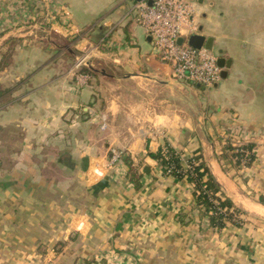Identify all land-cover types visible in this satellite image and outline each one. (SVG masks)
I'll list each match as a JSON object with an SVG mask.
<instances>
[{"label": "crops", "instance_id": "obj_1", "mask_svg": "<svg viewBox=\"0 0 264 264\" xmlns=\"http://www.w3.org/2000/svg\"><path fill=\"white\" fill-rule=\"evenodd\" d=\"M138 1L0 0V264H264V0H187L183 39L230 62L210 87L173 76ZM225 141L253 144L244 176ZM166 147L202 156L241 226L194 216L192 182L150 156Z\"/></svg>", "mask_w": 264, "mask_h": 264}, {"label": "built area", "instance_id": "obj_2", "mask_svg": "<svg viewBox=\"0 0 264 264\" xmlns=\"http://www.w3.org/2000/svg\"><path fill=\"white\" fill-rule=\"evenodd\" d=\"M135 9L143 29L158 51L160 60L170 65L176 79L195 82L203 87H210L219 80L221 68L216 63L217 55L204 46L192 47L183 39L186 28L189 32L195 28L191 21L192 8L187 0H151L150 4L146 0H140L135 4ZM180 37L183 41L178 43ZM89 66L90 50L85 49L75 57L72 64L77 83H84L88 79V74L81 69ZM230 144L238 152V156L234 158L239 163L238 170L245 169L244 164L250 160L253 149L244 147L247 142ZM119 156V153H114L110 162H114ZM188 166L186 163L185 168ZM163 170L164 173L172 175L171 166ZM239 218L244 220L240 215ZM115 261L118 262L115 259H106L105 263H101L96 259L90 264H116Z\"/></svg>", "mask_w": 264, "mask_h": 264}, {"label": "trees", "instance_id": "obj_3", "mask_svg": "<svg viewBox=\"0 0 264 264\" xmlns=\"http://www.w3.org/2000/svg\"><path fill=\"white\" fill-rule=\"evenodd\" d=\"M84 70V69H83ZM246 149H252L253 144L247 143L244 145ZM235 146L227 142L222 147L221 155L218 158H224L228 166L224 170L229 173V166L234 170L239 169V163L235 157ZM150 156L155 158L162 167H170L172 175L176 178H187L194 185L193 198L194 206L192 209H198L195 213V217L198 219L207 218L208 224L216 231H220L226 223H233L236 226H241L243 220L239 218V215L245 214V212L237 207L230 197H228L222 190L221 186L216 182L207 163L202 159L200 154H195L189 157L186 163L188 167H182L180 154L173 148L166 147L165 152L160 150L156 153H150ZM253 153L250 155V160L246 165L250 166L253 161ZM234 175V174H233ZM258 201L264 205V199L258 198ZM212 213H209V211ZM238 216V217H237ZM177 219L180 222H184L188 215L186 213H178ZM191 220L190 218H188Z\"/></svg>", "mask_w": 264, "mask_h": 264}, {"label": "water", "instance_id": "obj_4", "mask_svg": "<svg viewBox=\"0 0 264 264\" xmlns=\"http://www.w3.org/2000/svg\"><path fill=\"white\" fill-rule=\"evenodd\" d=\"M148 3L150 4L151 0H149ZM182 41L183 39L180 37L178 39V43H181ZM186 43L195 48H199L201 46H204L209 50H211L212 48V38H206L204 35L198 33L190 34L186 39ZM216 63L221 68L220 77H224L226 75L224 67L228 66L230 62L228 60H225L223 57H217Z\"/></svg>", "mask_w": 264, "mask_h": 264}, {"label": "rangeland", "instance_id": "obj_5", "mask_svg": "<svg viewBox=\"0 0 264 264\" xmlns=\"http://www.w3.org/2000/svg\"><path fill=\"white\" fill-rule=\"evenodd\" d=\"M244 165H246V164H244ZM251 165H252V163H251ZM251 165H250V166H251ZM240 167H242V166H240ZM245 167H246V168H245V169H242V170H235V169H234V171H232V174L235 173L236 175H238V173H239V175L242 176V175H243V172L246 171V170L249 168L248 165H246ZM162 168L165 169L166 167L164 166V167H162ZM163 172H164V170H163ZM237 172H238V173H237ZM164 174H165V175H168L167 173H164ZM168 176H169V175H168ZM172 176H173V175H172ZM243 176H244V175H243ZM195 211L197 212L198 209H195ZM117 263H119V262H117Z\"/></svg>", "mask_w": 264, "mask_h": 264}, {"label": "bare ground", "instance_id": "obj_6", "mask_svg": "<svg viewBox=\"0 0 264 264\" xmlns=\"http://www.w3.org/2000/svg\"><path fill=\"white\" fill-rule=\"evenodd\" d=\"M228 188H231V187H228Z\"/></svg>", "mask_w": 264, "mask_h": 264}]
</instances>
